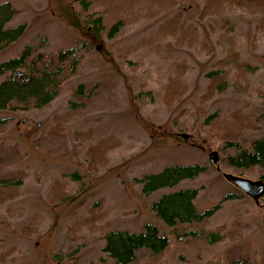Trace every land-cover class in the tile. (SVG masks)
<instances>
[{"label": "rangeland", "instance_id": "rangeland-1", "mask_svg": "<svg viewBox=\"0 0 264 264\" xmlns=\"http://www.w3.org/2000/svg\"><path fill=\"white\" fill-rule=\"evenodd\" d=\"M9 1L17 13L8 24L26 27L0 49V61L32 45L34 52L75 47L80 62L47 105L0 109V174L24 172L22 183L12 188L16 194L0 199V263L115 264L102 249L106 233L140 231L146 223L155 224L168 244L156 256L141 247L126 264H204L239 255L264 262V195L257 203L224 176L258 179L263 169L227 165L224 158L235 146L226 144L223 129L210 131L204 123L213 115L229 120L226 128L239 146L250 147L264 135V35L256 31L261 12L226 5L202 16L205 0H178L109 35L111 19L92 31L80 0ZM71 12H77L78 26L70 23ZM175 14L179 28L198 27L194 45H178L175 36L142 43ZM176 63L186 67V89L168 100L164 83ZM210 73L221 78L211 90ZM80 82L98 84L97 94L84 110L68 113V99ZM97 144L100 148H92ZM212 150L217 163L209 158ZM188 163L206 169L142 191L138 178L147 172ZM191 186L199 187L194 198L199 211L231 196L200 220L166 224L153 201ZM214 231L220 237L211 241Z\"/></svg>", "mask_w": 264, "mask_h": 264}, {"label": "trees", "instance_id": "trees-1", "mask_svg": "<svg viewBox=\"0 0 264 264\" xmlns=\"http://www.w3.org/2000/svg\"><path fill=\"white\" fill-rule=\"evenodd\" d=\"M80 3L85 16L84 20L88 21L86 24L89 26L90 20L93 23L92 31H99L105 25L106 17L111 19V26L108 30L111 35L127 22L152 17L173 8L178 0H80ZM226 5L249 11H260L261 20L256 26V31L264 35V0H205L200 15L219 12ZM16 13L17 9L9 0L0 1V49L17 40L25 30L24 22L15 25L8 24ZM94 13L97 15L92 16ZM69 14L70 23L73 26H78L77 12ZM179 19V14L164 19L157 26L153 35L145 38L142 43L153 44L169 36H175V42L178 45H194L199 39L198 27L190 23L179 28ZM79 62L80 55L75 47L34 52L32 45H27L19 55L1 60L0 76L4 74V77L0 80V109H29L47 105L60 93L64 82L77 71ZM243 65L245 64L241 66ZM175 67L176 69L167 75L164 83V97L168 100L180 95L186 89L182 80L186 67L183 63H176ZM210 76L213 77L207 84L209 90L219 85L221 79L215 78L214 73H210ZM98 87V84L95 83L88 85L80 82L75 85L72 97L68 99L67 112L74 113L84 110L97 94ZM205 95L203 94L202 97ZM204 123L210 131L223 129L225 131L223 137L227 140L226 144L235 146V151L227 154L224 158L227 165L236 168L259 165L263 169L260 177L264 180V135L254 138L250 147L239 146L231 138L233 130L226 128V126H232L229 120L219 115H213ZM102 143H100L101 146ZM100 145H94L92 148L98 149ZM2 161L3 159L0 158V167ZM205 169L206 167L200 163L169 164L160 171L147 172L138 180L142 183V191L150 193L157 188L174 185L182 178L196 176ZM23 175V171L0 174V199L3 196L10 197L16 194L12 188L22 183ZM198 191L199 187L191 186L163 192L153 201L152 208L166 224L173 225L176 222L200 220L209 216L221 205L223 199L231 196V194H227L211 207L199 211L194 204V198ZM213 234L215 236L211 241L218 240L220 234L216 231ZM167 244V236L162 235L155 224L146 223L144 230L140 231L110 230L105 235L102 249L114 258L115 264H126L136 258V250L141 247L150 249L151 253L156 256ZM204 264H264V262H259L250 255H239L225 261L207 260Z\"/></svg>", "mask_w": 264, "mask_h": 264}, {"label": "water", "instance_id": "water-1", "mask_svg": "<svg viewBox=\"0 0 264 264\" xmlns=\"http://www.w3.org/2000/svg\"><path fill=\"white\" fill-rule=\"evenodd\" d=\"M39 125V122L37 123ZM184 138L189 137V133L183 132L181 134ZM211 162H218V153L217 150H212L209 154ZM224 176L232 180L234 185L248 194L255 202H259L260 198L264 195V180L259 177L258 179H251L245 176L233 174L230 172H225Z\"/></svg>", "mask_w": 264, "mask_h": 264}]
</instances>
